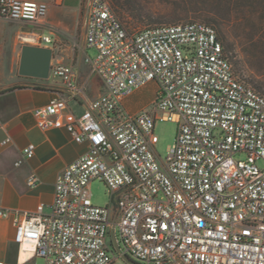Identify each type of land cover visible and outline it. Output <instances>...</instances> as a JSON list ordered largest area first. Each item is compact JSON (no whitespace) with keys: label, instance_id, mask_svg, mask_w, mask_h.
I'll use <instances>...</instances> for the list:
<instances>
[{"label":"built area","instance_id":"obj_1","mask_svg":"<svg viewBox=\"0 0 264 264\" xmlns=\"http://www.w3.org/2000/svg\"><path fill=\"white\" fill-rule=\"evenodd\" d=\"M85 1V41L97 51L86 60L102 91L75 114L68 102L85 97L86 85L72 64L53 61L60 89L34 116L39 128H65L87 149L59 173L49 205L21 211L0 202L19 245L18 260L0 264L36 257L114 264L124 255L139 264H264V94L236 75L212 25L191 20L130 33L109 0ZM47 12L46 2L0 0V16L11 20ZM150 83L151 109L130 111L125 99ZM160 119L178 123L164 159L154 148ZM23 151L31 158L35 145ZM95 180L107 185L110 204L94 203ZM39 183L31 172L28 186Z\"/></svg>","mask_w":264,"mask_h":264},{"label":"crops","instance_id":"obj_2","mask_svg":"<svg viewBox=\"0 0 264 264\" xmlns=\"http://www.w3.org/2000/svg\"><path fill=\"white\" fill-rule=\"evenodd\" d=\"M36 1L48 4L47 15L37 21L0 16V202L6 208L21 211H34L41 203L49 205L54 199L59 173L87 149V144L75 142L65 128L43 130L37 126L34 110L46 104L60 87L51 77L19 73L23 45L51 47L52 63L61 60L74 66L78 81L86 85L85 97L68 102L75 114L80 115L87 101L102 91L101 82L92 73L88 56L83 53L90 15L87 1ZM46 34L53 38V43L42 40ZM129 97L125 99L126 105L132 103ZM129 108L132 112L140 110V107ZM6 138L10 141L3 144ZM30 143L35 145V153L27 158L23 150ZM20 158L22 164L15 165ZM31 172L40 178L35 188L27 184ZM14 235L12 219L0 217V259L9 263H15L19 257Z\"/></svg>","mask_w":264,"mask_h":264},{"label":"rangeland","instance_id":"obj_3","mask_svg":"<svg viewBox=\"0 0 264 264\" xmlns=\"http://www.w3.org/2000/svg\"><path fill=\"white\" fill-rule=\"evenodd\" d=\"M114 1L109 0L113 11L130 33L146 26L191 20L212 25L223 42L236 75L264 94V0H121L120 8L115 7ZM79 30H82L81 25ZM83 53L95 58L97 51L94 47L85 46ZM155 92V83H150L131 95L132 103L126 106L151 109ZM155 133L158 137L155 151L164 159L175 143L178 123L157 120ZM91 191L95 204L106 206L111 203V194L103 181H93ZM30 264H45V260L36 257ZM114 264L130 263L119 257Z\"/></svg>","mask_w":264,"mask_h":264},{"label":"water","instance_id":"obj_4","mask_svg":"<svg viewBox=\"0 0 264 264\" xmlns=\"http://www.w3.org/2000/svg\"><path fill=\"white\" fill-rule=\"evenodd\" d=\"M53 48L40 45L25 44L22 47L19 73L21 75L49 78L52 68ZM112 241L117 250L120 249L117 241V235L112 230ZM123 258L130 264H139L132 260L129 256L124 255Z\"/></svg>","mask_w":264,"mask_h":264},{"label":"trees","instance_id":"obj_5","mask_svg":"<svg viewBox=\"0 0 264 264\" xmlns=\"http://www.w3.org/2000/svg\"><path fill=\"white\" fill-rule=\"evenodd\" d=\"M122 4H123V3H122L121 0H115V1H114V5H115L116 8H120V7L122 6ZM217 33H218V32H217ZM133 94H134V93H133ZM133 94H132V95H133Z\"/></svg>","mask_w":264,"mask_h":264}]
</instances>
